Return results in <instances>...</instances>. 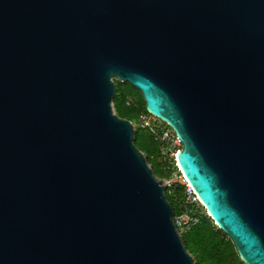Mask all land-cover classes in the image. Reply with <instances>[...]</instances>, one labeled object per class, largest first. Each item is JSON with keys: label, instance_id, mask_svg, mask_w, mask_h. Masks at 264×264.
<instances>
[{"label": "water", "instance_id": "obj_1", "mask_svg": "<svg viewBox=\"0 0 264 264\" xmlns=\"http://www.w3.org/2000/svg\"><path fill=\"white\" fill-rule=\"evenodd\" d=\"M115 80L264 264V0H0V264H196Z\"/></svg>", "mask_w": 264, "mask_h": 264}, {"label": "trees", "instance_id": "obj_2", "mask_svg": "<svg viewBox=\"0 0 264 264\" xmlns=\"http://www.w3.org/2000/svg\"><path fill=\"white\" fill-rule=\"evenodd\" d=\"M116 87L117 92L113 99L115 112L122 118L140 122V126L135 130L136 145L147 156L157 177L170 178L178 167L174 161H163L160 155L161 141L155 137L150 127L143 125L141 116H152L146 108L142 93L128 82L116 81ZM157 121L162 126H168L159 119ZM166 195L174 207L175 214H179L182 210L183 187L178 185L167 189ZM182 238L196 264H245L232 240L206 213L201 215V222Z\"/></svg>", "mask_w": 264, "mask_h": 264}, {"label": "built area", "instance_id": "obj_3", "mask_svg": "<svg viewBox=\"0 0 264 264\" xmlns=\"http://www.w3.org/2000/svg\"><path fill=\"white\" fill-rule=\"evenodd\" d=\"M153 117V116H152ZM149 115H142L143 125L150 127L155 137L161 141L160 155L163 161L176 162V153L182 147L181 139L176 135L169 126H162L157 118L152 119ZM178 167V166H177ZM166 191L175 188L178 185L183 187L182 210L175 214L174 222L178 232L183 236L194 226L201 222V215L207 214V211L193 186L188 182L186 177L181 173L179 168L173 172L170 178L164 179Z\"/></svg>", "mask_w": 264, "mask_h": 264}, {"label": "rangeland", "instance_id": "obj_4", "mask_svg": "<svg viewBox=\"0 0 264 264\" xmlns=\"http://www.w3.org/2000/svg\"><path fill=\"white\" fill-rule=\"evenodd\" d=\"M115 82H116V80H115ZM113 108H114V105H113ZM114 112H115V109H114ZM151 116H152V115H151ZM152 119H155L154 116L152 117ZM133 123H134V125H135V128H138V127L140 126V122H139V121H134ZM156 167H157V166H156Z\"/></svg>", "mask_w": 264, "mask_h": 264}]
</instances>
